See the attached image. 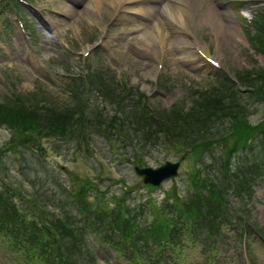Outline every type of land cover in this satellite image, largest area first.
Returning a JSON list of instances; mask_svg holds the SVG:
<instances>
[{
  "label": "rangeland",
  "instance_id": "obj_1",
  "mask_svg": "<svg viewBox=\"0 0 264 264\" xmlns=\"http://www.w3.org/2000/svg\"><path fill=\"white\" fill-rule=\"evenodd\" d=\"M32 1L38 8V15L34 12V15L27 17V20L35 28L34 50L29 43L24 41L11 11L9 15L3 14L0 18V192H3L5 197L15 199V204L23 208V213L47 211L48 202L56 200L53 216L58 214L61 220L75 222L76 227L80 226L78 223L81 219L75 210V208L80 210L79 197L60 208L66 198L59 197V195L57 199L54 197L53 192L59 188L51 181L53 178H57L62 183V190L67 192L69 190L72 193L78 192L81 184H90L92 188L90 194L87 195L89 197H86V202L93 206L99 203L97 192L104 191L110 202V196L119 195L128 186L132 190L128 193L130 197L126 198V202L132 206L134 202L135 205L144 203L143 217L147 221L152 220L149 211L152 202L160 203L167 200L171 206H177L179 204L178 194L184 197L190 192L192 195H197L198 199L217 200L221 197L220 193L223 190L232 202L235 201L234 190L231 191V188H237V185L243 184L244 179L239 176L249 164L264 166L263 148L256 144H253L251 149L246 147L235 155V161L240 162L243 159L239 164V170L235 172L230 170L223 174L220 165L226 154L223 147L220 149L216 145L208 147L199 145L192 149L185 148V143L181 139L172 143L167 135L164 133L157 135V132L149 134L148 139L144 138L132 125V122L137 117H141V114L127 108L120 112L117 110L118 107H112L109 104V100L118 103L124 94L125 83H128L135 89L136 94L128 100L131 108L142 113L149 111L154 117L160 119L172 116L175 107L184 115L190 113L192 107L197 111L201 105L199 103L201 92H211L215 88L221 92L227 90V97L231 96L234 89L238 93L241 92L238 97H244L248 86L242 84L238 74L248 76L252 71L255 73L259 69L264 71V53L252 44L253 39H251V34L255 33L252 30L254 29L252 23L256 19L254 14L259 11L261 5L249 6L248 12L252 15L249 21L242 15H238V9H234L237 14L232 11L235 3H239L241 8L240 0H217L216 7L219 4L223 7L219 5L218 7L222 10L216 11L210 10L211 3L207 4L206 0H201V2L191 0L193 5L190 19L193 25L184 27L188 31H183V34L192 42L198 41L208 45L209 53L219 63V66L212 70L194 71L193 73L188 68L187 62L181 58L183 55L173 46L172 37L169 35L166 36V44L159 40L154 43L152 39L150 40L151 47L145 46L140 49L137 45L129 46L131 41L139 42L137 39L132 40L134 38L129 29L141 27L144 19L141 18L138 21H134V17L130 19L124 15L125 13L119 12L116 5H112L111 0L103 3L104 7L99 21L90 20L83 13L84 6L75 0ZM243 10H240V14ZM206 14H209L207 17L214 14V20L217 19L218 22L223 20L227 24L222 25V36H217L216 26L214 27L211 20L207 19ZM42 23L56 37L48 34L42 27ZM174 23V21L168 22L177 28L178 25ZM253 24L259 32L264 31V20L255 21ZM243 27L246 30L245 33ZM234 28L239 37H232L231 33ZM163 29L164 27L156 31L160 32ZM154 31H152L154 34L157 33ZM246 35L251 40H248ZM52 37L53 42L50 40ZM217 39L227 44V50L221 56L214 54ZM96 47H98L97 50ZM87 50L89 53L85 55ZM159 63H162V68ZM91 70H99L100 73H92ZM82 72L88 73L87 76L94 78L97 83H108L115 93L105 91L107 94L105 95L99 85H96L94 94L89 100L92 102L91 106L88 109L79 107L81 104L78 103L75 93H68L64 85L67 84L68 77L78 76ZM163 78L168 81L171 87L170 92L157 91V83ZM78 86L82 97L85 94H91L88 93L87 87H82L81 84ZM260 89L264 91V85L260 86ZM13 92L15 94H11ZM137 93L149 96L144 100L147 101L146 104L140 100ZM262 95L263 93L260 92L254 95L249 94L247 97H258L259 100L264 101ZM214 99L216 98L212 100ZM173 104L176 105L173 106ZM98 105L109 110L108 116H105L106 120L117 121L111 130L98 124ZM76 107V112H70ZM19 110H25L32 116L28 123L23 122V115L14 121V116L21 114ZM209 111L211 112L212 109L210 108ZM61 115L73 117L76 136L71 140L61 134L53 135L51 132L53 127H59L58 116ZM257 117L258 119L255 120L258 121L260 117ZM7 122L10 125L6 124ZM157 122L159 124L156 123V125L159 127L162 121ZM28 128L29 131H27ZM221 129L226 131L224 126ZM127 130L134 134L136 141L131 143L133 146L127 144L122 147L117 143L116 136H123ZM147 132L150 133L149 130ZM104 133H107L109 137ZM224 135L226 141L233 142L232 137L228 134ZM34 137L37 139L31 140L30 143L23 141V139H35ZM222 144L226 145L225 142ZM22 145L31 150L21 147ZM230 145L225 146V149ZM136 154L141 159L147 160L138 162L140 166L148 164V166L156 167L167 160L180 159L179 174L182 175L178 177V181L171 180L162 187L153 185L152 189L145 184L142 176L135 172V167L138 165L135 162ZM240 154L242 156L238 158ZM24 155L32 163L30 180L25 176L27 161ZM201 157L206 165L214 166V168L220 165L219 174L222 177H218L216 184L200 175L196 178V173L201 172L203 168L201 164H198V160L201 163ZM154 158H158V161H148ZM262 176H258L256 183L260 182ZM35 179L38 180L37 184H34ZM2 181L7 183L4 187ZM227 187H229L228 190ZM21 195L25 198L24 202ZM166 195L167 197L164 198ZM255 197V200H258L255 203V209L260 210L253 211L254 217L250 218L251 224L243 232L252 249V261L255 264L262 261L261 264H264V240L255 238L254 233V224H256L254 221L258 218L257 224L261 226L264 234V180L256 187ZM253 198L252 196L251 200L247 196L245 201L248 204V202H253ZM111 203L114 206V203ZM236 206L239 210L244 208V205L238 201ZM229 209L232 211L230 206ZM121 210L124 211V208ZM237 216L241 218L240 215L236 214L235 217ZM162 219L168 224L166 233L171 239L169 246L176 250L179 247L173 237L177 229H183V226H177L175 223L180 220V217L172 213L167 214V217L162 215ZM180 233L182 239L187 241L186 234ZM194 239V244L187 249L186 254L191 258L190 264L244 263L242 255L239 256V260V257L234 259L235 252H238L237 249L232 248L234 241H238V247L243 245V240L241 242L239 236L235 238L228 234L225 239L219 237L217 240L221 241V244L217 242L214 244L210 241V247L205 245L209 238L203 232L201 236H195ZM90 243L94 250L97 249L95 251L98 258L97 264H127L108 244L97 238L91 239ZM136 246L143 250L147 249L145 256L153 250H159L161 253L166 250V247H157L158 244L147 243L143 240L136 241ZM189 246L185 243V249ZM37 247L39 252L42 251L40 243ZM25 251H28L30 255L28 256ZM32 252V249H23L19 254L14 253L11 260L20 264L23 260L31 258ZM1 258L0 264H8L9 261L4 256ZM141 258L145 261L142 256ZM195 259L204 263L194 261ZM33 263L42 264L37 260ZM45 263L48 264V260ZM186 263H188L187 258ZM179 264H185V262Z\"/></svg>",
  "mask_w": 264,
  "mask_h": 264
},
{
  "label": "bare ground",
  "instance_id": "obj_2",
  "mask_svg": "<svg viewBox=\"0 0 264 264\" xmlns=\"http://www.w3.org/2000/svg\"><path fill=\"white\" fill-rule=\"evenodd\" d=\"M108 0H92L90 2L85 3V7L83 10V13L90 19V20H98L101 17L102 9H103V3ZM141 0H111L113 3L112 5H116L119 9L123 8H129L135 9L136 7L140 6ZM159 4L158 6L149 12V18H151V14H154L155 16H158V18H155L152 20L149 29H147V26H143L137 29V31H134L132 33L133 38H136L139 42L145 44L147 47H151L152 43L150 40L153 39L154 43L159 40L162 41V43L166 44L167 40L166 36L169 35L170 37H174L172 40V44L175 47H180L181 53L183 56L182 59L186 60L189 64L192 62L195 65H199L200 62L204 61L202 59L201 55L198 52V49L203 50L206 53H209L210 49L208 45L203 44L202 42L196 41L195 43H192L188 38H186L180 31L179 28H172L168 25V22H175L176 24H179L180 26L186 27V26H192V22L190 19L192 5L190 7L187 0H158ZM137 13H148L144 12L142 9V6L137 8ZM210 14V13H209ZM209 14H206L207 17ZM212 16L207 17V19L211 20L214 27L216 26L217 36H222V25L224 26L225 23L222 20L220 23L218 20L215 19V15L211 14ZM157 19L162 20L164 29L160 32H157L156 29L153 33L151 29L153 28L151 25L154 21ZM149 20V19H147ZM209 23V21H208ZM161 29V28H158ZM233 33H231L232 37H239V34L234 28L232 30ZM217 48L215 51V55L221 56L223 53L227 50V44L226 42L223 44L221 40H216ZM191 45V46H190ZM225 45V46H224ZM190 47V48H189Z\"/></svg>",
  "mask_w": 264,
  "mask_h": 264
},
{
  "label": "trees",
  "instance_id": "obj_3",
  "mask_svg": "<svg viewBox=\"0 0 264 264\" xmlns=\"http://www.w3.org/2000/svg\"><path fill=\"white\" fill-rule=\"evenodd\" d=\"M22 115H24V112L14 116L15 118L14 121L20 118V116ZM24 117H25L24 123H26L27 119L29 118L25 115ZM214 172L215 174H217V171ZM203 178L215 182L214 175L210 173ZM21 199L23 200V202L25 201V198H23L22 195H21ZM13 200L14 199L5 197V195L3 194L0 197V205L4 206V207H0V213L2 214V217H0V221H3L4 219L9 221L7 223H1L0 232L4 233L5 236L9 238L11 244L16 243L15 237L17 235L19 237L22 234H24L23 236H26L25 242H30L33 248L39 249L37 246L38 243H40L42 245V251L45 250V252H48L49 254L52 255V258L50 259L52 263L77 264V262L69 261L66 258V256L62 255L63 244L61 245L62 239L60 238V234H62V232L60 229L57 228L59 227V225L64 227L66 223L64 222V220H61L58 214L56 216H53L54 210L51 208L52 202H48L49 209H47V211H37V212L27 211L23 213V208H21L19 204L16 205ZM203 212L204 210L201 206H196L194 209L186 212L187 218L183 219L182 222L189 221L190 215L199 217L202 215ZM181 218L182 217H180V220L178 222H175L177 226H181L182 224ZM167 225L168 224L161 225L160 222L157 227H152L151 229L158 230L159 233L162 235L161 237H163L166 240V238H169L166 233ZM63 248H67V247L63 245Z\"/></svg>",
  "mask_w": 264,
  "mask_h": 264
},
{
  "label": "water",
  "instance_id": "obj_4",
  "mask_svg": "<svg viewBox=\"0 0 264 264\" xmlns=\"http://www.w3.org/2000/svg\"><path fill=\"white\" fill-rule=\"evenodd\" d=\"M177 169L178 164L168 162L167 164L157 169L148 168L145 170H141L140 172L146 174V180L151 181L155 184H159L165 178L176 174Z\"/></svg>",
  "mask_w": 264,
  "mask_h": 264
},
{
  "label": "clouds",
  "instance_id": "obj_5",
  "mask_svg": "<svg viewBox=\"0 0 264 264\" xmlns=\"http://www.w3.org/2000/svg\"><path fill=\"white\" fill-rule=\"evenodd\" d=\"M241 15H242L243 17L247 18L249 21L252 19V15H251V13L248 12V11H243V12H241Z\"/></svg>",
  "mask_w": 264,
  "mask_h": 264
}]
</instances>
